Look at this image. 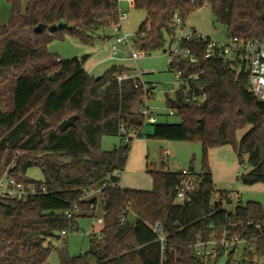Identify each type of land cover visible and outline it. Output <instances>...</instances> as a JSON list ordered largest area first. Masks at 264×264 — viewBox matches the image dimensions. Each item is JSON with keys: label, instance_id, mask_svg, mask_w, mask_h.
Segmentation results:
<instances>
[{"label": "trees", "instance_id": "obj_1", "mask_svg": "<svg viewBox=\"0 0 264 264\" xmlns=\"http://www.w3.org/2000/svg\"><path fill=\"white\" fill-rule=\"evenodd\" d=\"M10 5L6 23L0 19V181L15 178L25 184L45 185L47 193L27 201L0 197V264H47L51 254L48 239L77 227L80 216L104 215L101 238L90 235L89 250L71 256L59 250L60 264H214L195 255L198 238L220 235L225 226L242 237L250 236L238 251L230 252L226 264H255L264 257V209L248 201L234 210L224 208L233 198L211 203L217 190L209 165L210 148L231 145L240 165L242 183H264V102L249 91V77L220 60L203 58V42L185 41L197 61L177 60L173 68L186 78L199 71L204 102L187 100L184 86L166 103L177 111L180 122L145 123L140 107L145 91L138 77L118 81L114 74L129 69L114 65L99 78L90 75L78 58L62 59L48 49L54 39L71 37L95 45L112 35L94 32L119 21V0H5ZM146 18L136 33L141 53L164 49L176 36V16L186 22L207 5L228 35L264 40V0H133ZM65 25L55 31L53 24ZM150 29L146 30L147 25ZM43 26L42 30H37ZM145 32V36H142ZM172 71V68L169 67ZM78 115L75 126L60 124ZM154 125L150 138L201 142L203 160L197 172L199 187L186 203L175 202L179 172L148 170L151 190L120 185L133 138L125 141L122 130L143 135L145 125ZM251 128L238 139V132ZM104 135L120 136L121 143L104 150ZM137 137V138H138ZM246 157V159H245ZM42 171L43 179L28 176L30 168ZM194 170L193 161L190 166ZM101 189L98 197L83 199L85 191ZM223 191V190H222ZM66 211L71 216L66 215ZM166 222L177 229L168 236L165 258L151 224ZM67 236V235H65ZM64 236V237H65ZM218 257L214 261L218 260Z\"/></svg>", "mask_w": 264, "mask_h": 264}, {"label": "rangeland", "instance_id": "obj_2", "mask_svg": "<svg viewBox=\"0 0 264 264\" xmlns=\"http://www.w3.org/2000/svg\"><path fill=\"white\" fill-rule=\"evenodd\" d=\"M28 0H23L24 6ZM132 0H119V9L127 13V18L122 21L124 33L131 38L136 37L138 28L146 18L144 10L135 8L131 4ZM10 5L5 0H0V19L6 23L10 16ZM187 28H194L203 32L205 35L224 41L228 38V31L224 24L215 20V15L209 6H204L192 13L185 22ZM97 35L115 34L113 27L104 28L94 32ZM112 38L104 42H98L95 45H85L77 40L66 37L65 39H54L49 45L50 52L57 54L62 59L78 57L80 59L90 56L84 62L90 75L99 77L114 65H122L127 68H133L140 74L141 70L146 71L141 76L147 87L153 86L152 96L147 100V104L152 108L158 122H180L177 114H170L171 108L166 103L168 90H177L179 83L174 73L169 70L168 56L164 49L156 50L149 54L141 56L137 60L128 58L129 47L121 46L117 59L111 58L109 50ZM169 42V40H168ZM173 97V93L170 94ZM251 128H246L238 132V139ZM154 125L147 124L144 127L143 135L133 140L129 159L126 168L121 174V182L124 188L151 189L153 179L148 170H162L163 163L166 171L180 172L184 168H190L193 161L194 170L201 171L203 160V145L201 142L185 140H167L159 138H150L153 133ZM121 143L120 136L104 135L101 139V146L104 150H112ZM170 152L171 154H169ZM209 165L213 173L215 188L218 190L231 189L239 191L241 196L233 197L231 203H224V208L234 210L239 204H246L248 201L260 202L264 209V183H255L247 185L241 182L240 176L248 171L249 164L245 157L243 165L239 164L236 152L231 145H224L210 148L208 151ZM160 170V171H161ZM28 176L35 180H42V171L33 167L28 170ZM96 192V193H95ZM94 193L97 194V191ZM102 212L100 209L94 217L89 215L80 216L77 219V227L68 231L67 236L53 237L48 239L47 244L51 243L52 251L47 260V264H60L59 250L66 247L71 256L85 254L89 250L90 235L99 234L103 225L98 223V216ZM91 233V234H90ZM241 246L235 255V259L242 256ZM227 257L223 256L218 260H212L214 264H226ZM89 264H96L92 255L88 256ZM255 264H264V257L257 260Z\"/></svg>", "mask_w": 264, "mask_h": 264}, {"label": "built area", "instance_id": "obj_3", "mask_svg": "<svg viewBox=\"0 0 264 264\" xmlns=\"http://www.w3.org/2000/svg\"><path fill=\"white\" fill-rule=\"evenodd\" d=\"M131 2L134 3L133 0ZM126 18L127 13L119 10V21L112 26L115 34L112 36V42L109 50L112 58H118L120 47L127 46L129 47L128 57L130 59L137 60L146 54L141 53L136 44V37L131 38L130 35L126 33L123 35L120 34V31L123 30L122 21ZM175 22L176 36L172 40H169L167 43L168 46L165 48V52L168 56L169 67L172 68L171 72L174 73L178 80V89L184 86L183 89L187 95L188 101L202 103L207 97L205 90L202 89L199 92H196L191 87L192 84L200 87L202 86V72L199 71L193 75L183 78L182 71L180 69L173 68V65L177 60L188 61L190 63L196 62V54L193 49L185 45L184 42L201 41L203 42V58L205 60H220L226 63L231 69L245 72L249 77V91H251L258 98V100L264 102V40L228 35L226 40L221 41L207 36L203 32L194 28L188 29L181 17L176 16ZM149 29L150 25L148 24L146 30ZM142 36H145V32H142ZM144 73H146V71L141 70L138 76H133L124 71L122 73H115L114 76L120 82L134 77H138L140 79V83H136V87L143 86L145 91L144 103L140 107V112L144 116L145 123H156L158 119L154 115L152 108L147 104V100L152 96V90L154 87H147L145 82L141 80V76ZM177 90L170 89L167 94H175ZM170 114H177V111L175 109H171ZM122 133L125 141H128L131 138L136 139L138 137L137 131L128 133L125 129H123ZM168 153L171 154L170 152ZM179 173L180 176L176 186L175 202L186 203L191 201L192 195L197 191L200 182L198 174L195 170L184 168ZM95 191H97V194H95ZM100 191L101 189L87 190L82 198L89 199L95 195L98 197ZM45 193H47V189L45 185L42 184H25L11 177H6L0 181V197L2 198L27 201ZM226 195L229 198L239 197L240 192L232 190L231 186H229L228 189H217L211 197V203L214 204L220 202L221 200L225 201ZM65 213L66 215L71 216L69 211H66ZM98 223H101L102 225L104 224L103 213L98 216ZM150 226L158 236V240L161 245L162 257L165 258L169 233L164 232V225L162 222L158 221ZM256 228L261 230L264 234L261 224H257ZM61 235H68V231L63 230ZM92 235H97L100 238L102 237L101 232L99 234ZM250 240V236L242 237L240 234L233 233L227 226H225L220 235L213 236L210 239L198 238L194 245L195 255L204 261H212L223 256L227 257L230 252L238 251L241 246L243 247L249 243Z\"/></svg>", "mask_w": 264, "mask_h": 264}, {"label": "water", "instance_id": "obj_4", "mask_svg": "<svg viewBox=\"0 0 264 264\" xmlns=\"http://www.w3.org/2000/svg\"><path fill=\"white\" fill-rule=\"evenodd\" d=\"M259 18L264 20V13L262 15H260ZM64 25H65L64 22H60L59 24L51 25L49 28H50L51 31H55V30L59 29L60 27H63ZM42 29H43V26H40V27L37 28V30H42ZM86 59H87V56L82 58L81 60L84 61ZM97 78H99V77H97ZM77 118H78V115H73V116L69 117L68 119H65L60 124V129L63 131L65 129L69 128L70 126H75ZM160 170H161V168L159 167V171ZM166 226H167V228L169 230V236H173L176 233V231H177V229L174 226V224L169 222V221H167L166 222Z\"/></svg>", "mask_w": 264, "mask_h": 264}, {"label": "crops", "instance_id": "obj_5", "mask_svg": "<svg viewBox=\"0 0 264 264\" xmlns=\"http://www.w3.org/2000/svg\"><path fill=\"white\" fill-rule=\"evenodd\" d=\"M131 4L134 6V3L133 2H131ZM10 11H11V9H10ZM139 29V28H138ZM108 35H111V34H108ZM112 38V36H110V38H107L106 40H103L102 42H104V41H107V40H110ZM90 56L88 55L87 56V59L89 58ZM112 58V57H111ZM129 58V57H128ZM112 59H117V58H112ZM86 60H84L83 62H85ZM85 63H84V68H85V70L89 73V70H87V68L85 67ZM122 66V65H121ZM127 68V67H126ZM129 69V73L131 74V75H133V76H138L139 74L137 73V71H135V70H133V68H128ZM90 74V73H89ZM213 174V173H212ZM120 185L122 186V187H124L123 186V183L120 181ZM131 189H134V188H131ZM152 189V188H151ZM151 189H146V188H141L140 190H151ZM240 196H241V194L239 195V198H240ZM93 197H96V195L95 196H93ZM95 263H96V261H95Z\"/></svg>", "mask_w": 264, "mask_h": 264}]
</instances>
